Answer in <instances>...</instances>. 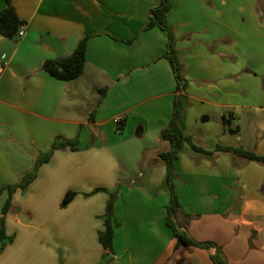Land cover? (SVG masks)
<instances>
[{
    "label": "crops",
    "instance_id": "1",
    "mask_svg": "<svg viewBox=\"0 0 264 264\" xmlns=\"http://www.w3.org/2000/svg\"><path fill=\"white\" fill-rule=\"evenodd\" d=\"M13 1L25 34L0 36V186L32 171L57 137L79 135L80 143L56 150L13 193L5 227L14 239L0 264H214L215 248L175 250L166 225L171 195L133 178L170 147L160 133L179 93L165 57L168 32L147 28L161 0ZM171 4L168 23L188 78L182 127L214 151L184 143L176 161L178 220L191 237L221 246L230 264H264V163L214 150L223 144L264 155V0ZM85 36L80 77L60 80L44 69ZM99 187L119 192L113 250L99 239L109 194L85 195ZM69 190L78 194L63 207ZM8 197L0 194V220Z\"/></svg>",
    "mask_w": 264,
    "mask_h": 264
},
{
    "label": "trees",
    "instance_id": "2",
    "mask_svg": "<svg viewBox=\"0 0 264 264\" xmlns=\"http://www.w3.org/2000/svg\"><path fill=\"white\" fill-rule=\"evenodd\" d=\"M5 7L0 10V36L14 38L18 36V32L23 24L20 18L17 8L13 0H5ZM172 4L171 0H161L160 4L151 9L150 20L147 28H153L159 26L168 32L169 42L168 48L165 53V57L170 61L175 76L178 82V91L174 102L173 116L169 122V125L164 128L160 133V139L163 141H168L170 147L159 153V156L165 162L167 168L166 174V185L169 187L171 192L170 202L167 206V219L166 225L171 229L172 236L176 240L175 250L183 247H198L204 249L215 248V252L211 254V259L214 264H230L227 260L221 246H219L214 241H198L191 237L183 228L181 222L178 220L181 213V203L178 194L175 190L174 179L177 176V165L176 161L179 158V154L183 149L185 142H188L194 150L204 154H213L214 151L207 150L193 140L192 135L187 133L182 127V119L185 111V96L183 94L187 84L188 78L186 77L184 62L181 57L180 51L176 46V34L173 28L168 23V14L171 10ZM89 36L83 37L77 48L73 53L67 56H58L55 58H49L44 62V69L52 76L60 80H73L80 77L86 66V51L87 42ZM118 129L123 130V122L120 121ZM119 122V123H120ZM80 143L79 135L71 140H65L62 137H57L52 147L44 152H41L37 158L36 165L32 171L27 173L19 182L0 186V194L4 190L9 191V197L6 200L3 207V217L0 220V251L4 250L8 243L13 241V236H8L6 234L5 215L8 213L12 205L13 193L18 189H25L29 184L36 179L39 168L47 163L56 150L71 148L73 150L78 149ZM215 151H227L234 154L245 157L248 160L257 161L264 163V155L258 154L255 151L248 150L242 146H230L217 144ZM99 191H105L109 194V199L106 206L105 217V228L99 232V239L106 249L113 250L114 238H115V225L114 222V212L115 205L119 197L118 190L110 191L105 187L95 188L89 193H85L86 196H90ZM78 192L75 190H69L63 198L62 206H67L76 196Z\"/></svg>",
    "mask_w": 264,
    "mask_h": 264
},
{
    "label": "rangeland",
    "instance_id": "3",
    "mask_svg": "<svg viewBox=\"0 0 264 264\" xmlns=\"http://www.w3.org/2000/svg\"><path fill=\"white\" fill-rule=\"evenodd\" d=\"M98 96H99L98 94L93 93V98H96ZM135 137H136V133H135ZM137 139L142 140V138H137ZM160 161L161 162H159L152 168L146 165L143 166L142 171L144 172V175L141 177L139 176L138 172H135L133 173V178L137 181L138 185L145 186V188L151 190V192H153L156 189H159L168 194H171L169 187L166 185L167 168L165 166V162L163 161V159H161ZM176 179H178V174L174 179V184ZM106 262H108V260H106Z\"/></svg>",
    "mask_w": 264,
    "mask_h": 264
},
{
    "label": "built area",
    "instance_id": "4",
    "mask_svg": "<svg viewBox=\"0 0 264 264\" xmlns=\"http://www.w3.org/2000/svg\"><path fill=\"white\" fill-rule=\"evenodd\" d=\"M24 34H25L24 27L21 26L20 31L18 32V35L23 36ZM5 67H6V63L3 60H0V76L5 70ZM116 121L119 122L120 118H118Z\"/></svg>",
    "mask_w": 264,
    "mask_h": 264
},
{
    "label": "water",
    "instance_id": "5",
    "mask_svg": "<svg viewBox=\"0 0 264 264\" xmlns=\"http://www.w3.org/2000/svg\"><path fill=\"white\" fill-rule=\"evenodd\" d=\"M137 135L140 136V135H141V131H138V132H137Z\"/></svg>",
    "mask_w": 264,
    "mask_h": 264
}]
</instances>
